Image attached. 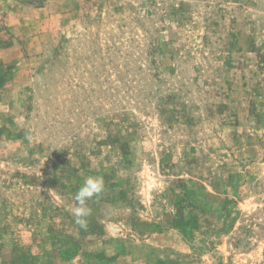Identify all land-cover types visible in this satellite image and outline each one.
Returning a JSON list of instances; mask_svg holds the SVG:
<instances>
[{"label":"rangeland","instance_id":"1","mask_svg":"<svg viewBox=\"0 0 264 264\" xmlns=\"http://www.w3.org/2000/svg\"><path fill=\"white\" fill-rule=\"evenodd\" d=\"M0 264H264V0H0Z\"/></svg>","mask_w":264,"mask_h":264},{"label":"clouds","instance_id":"2","mask_svg":"<svg viewBox=\"0 0 264 264\" xmlns=\"http://www.w3.org/2000/svg\"><path fill=\"white\" fill-rule=\"evenodd\" d=\"M26 139L31 141V134H26ZM105 188V181L102 176H89L75 195L76 207L71 209V214L75 218V223L83 230L88 228V217L92 214V209L88 207V201L98 197ZM52 197V193L50 192ZM53 198V197H52Z\"/></svg>","mask_w":264,"mask_h":264}]
</instances>
